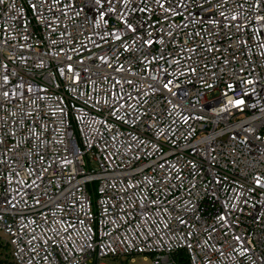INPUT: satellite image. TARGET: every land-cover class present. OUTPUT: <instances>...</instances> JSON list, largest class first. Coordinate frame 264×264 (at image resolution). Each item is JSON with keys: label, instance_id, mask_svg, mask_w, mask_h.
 <instances>
[{"label": "built area", "instance_id": "obj_1", "mask_svg": "<svg viewBox=\"0 0 264 264\" xmlns=\"http://www.w3.org/2000/svg\"><path fill=\"white\" fill-rule=\"evenodd\" d=\"M0 253L264 264V0H0Z\"/></svg>", "mask_w": 264, "mask_h": 264}, {"label": "rangeland", "instance_id": "obj_2", "mask_svg": "<svg viewBox=\"0 0 264 264\" xmlns=\"http://www.w3.org/2000/svg\"><path fill=\"white\" fill-rule=\"evenodd\" d=\"M3 259H1V260H5V258L4 257H2ZM6 261H9L7 258H6V260H5V262ZM122 264H152V261H151V259H149V260H144L142 257H137L136 259H135V261H130V260H128V259H122V261L121 260H119ZM120 262H118V261H116V262H112L111 264H121ZM9 262H6V263H4V264H8Z\"/></svg>", "mask_w": 264, "mask_h": 264}, {"label": "trees", "instance_id": "obj_3", "mask_svg": "<svg viewBox=\"0 0 264 264\" xmlns=\"http://www.w3.org/2000/svg\"><path fill=\"white\" fill-rule=\"evenodd\" d=\"M2 255H3V254L0 253V264H4V263L8 262V261L5 262V261L1 260V259H2ZM8 264H10V263H8Z\"/></svg>", "mask_w": 264, "mask_h": 264}]
</instances>
